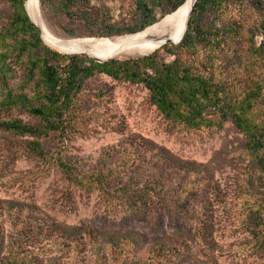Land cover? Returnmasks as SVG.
Segmentation results:
<instances>
[{"label": "trees", "instance_id": "trees-1", "mask_svg": "<svg viewBox=\"0 0 264 264\" xmlns=\"http://www.w3.org/2000/svg\"><path fill=\"white\" fill-rule=\"evenodd\" d=\"M2 1L12 6L13 14L6 28L0 30V73L6 74L7 59L12 56L23 70V79L19 90L6 85L0 87V105L23 108L38 122H24L12 116L0 120V127L33 136L36 154L44 161L53 159L71 184L85 191L105 192L103 181L107 176L78 171L60 151L49 158L42 140L52 132L61 137L68 133L76 99L95 73L144 85L151 103L172 126L222 129L228 122L233 123L245 136L251 165L264 180V0L256 1L261 22L246 34L239 22L224 20V7L229 0H197L180 43L164 44L146 55L114 57L105 62L52 48L31 19L26 0ZM76 1L66 0V5L69 7ZM186 1L136 0L134 11L140 17L136 24L122 30L110 28L102 35L142 31L158 22V8L165 5L164 16ZM41 3L45 6L46 0ZM211 11L219 18L207 23L205 19ZM259 34L261 40H257ZM161 50L173 58L166 59ZM226 50H231L243 66L246 77L241 85L224 77L226 68L222 62L218 63V58ZM145 153L146 164L137 166L122 184L125 198H118L117 202L131 212L144 214L152 224L160 222L165 214L181 218L185 226L151 240L138 231L124 232L91 224L62 225L57 235L66 238L70 245L90 247L97 262L102 264L113 257L118 264H221L215 216L216 205L225 199L195 198L212 184L210 165L179 158L153 141L146 142ZM137 161L138 157L131 164L128 161V167ZM243 202V211L237 212L246 234L241 246L264 264V198ZM7 261L6 264H43L38 254L22 250L19 257Z\"/></svg>", "mask_w": 264, "mask_h": 264}, {"label": "rangeland", "instance_id": "rangeland-1", "mask_svg": "<svg viewBox=\"0 0 264 264\" xmlns=\"http://www.w3.org/2000/svg\"><path fill=\"white\" fill-rule=\"evenodd\" d=\"M240 1L229 0L224 7V20L239 22L246 34L261 22V11L256 6L258 0H242V4ZM135 7L136 0H77L69 7L66 0H46L45 6L39 2L41 18L62 39L109 37L102 34L110 28L122 30L136 24L140 17ZM164 8L165 5L156 11L158 21L169 14L162 16ZM12 14V6L0 0V30L6 28ZM218 18L211 11L205 22ZM122 35L125 34L111 37ZM257 40H261V34ZM228 51L220 53L218 63L226 68L225 78L241 85L245 71L234 53ZM138 55L143 54L114 57ZM161 55L173 58L165 50H161ZM7 60L6 74L0 73L5 82L0 80V87L19 90L23 70L12 56ZM76 102L68 133L61 137L52 132L50 137L43 138L44 148L49 158L60 151L80 172L107 176L103 181L106 191H85L74 186L53 159L44 161L36 154L33 136L0 127V263L19 257L22 250L38 254L43 264H102L90 247L70 245L66 238L57 235L62 225L91 224L124 232L138 231L149 240L185 226L181 218L165 214L160 222L152 224L144 214L131 212L117 202L118 198H125L122 184L137 166L146 164V142L153 141L179 158L209 164L213 170L211 186L195 198L225 199L216 205L215 216L221 264H263L241 246L246 234L237 212L243 211L244 200L264 198V180L252 167L246 138L233 123L228 122L222 129L172 126L151 103L144 85L118 81L103 73H95L85 82ZM0 107V120L17 116L24 122H38L23 108ZM136 157L135 165L128 167ZM105 264L118 262L113 257L105 259Z\"/></svg>", "mask_w": 264, "mask_h": 264}, {"label": "bare ground", "instance_id": "bare-ground-1", "mask_svg": "<svg viewBox=\"0 0 264 264\" xmlns=\"http://www.w3.org/2000/svg\"><path fill=\"white\" fill-rule=\"evenodd\" d=\"M195 0H187L176 11L167 14L160 21L146 29L117 37H79L62 39L58 37L40 16L39 0H26L31 16L36 20L47 43L64 52L87 53L98 58L119 55L148 54L162 47L152 38L179 40L186 30L187 19Z\"/></svg>", "mask_w": 264, "mask_h": 264}, {"label": "water", "instance_id": "water-1", "mask_svg": "<svg viewBox=\"0 0 264 264\" xmlns=\"http://www.w3.org/2000/svg\"><path fill=\"white\" fill-rule=\"evenodd\" d=\"M196 1H197V0H195V2H196ZM39 2H40V0H39ZM195 2H194V4H195ZM194 4H193V6H192V8H191L190 15H189V17H188V19H187L186 30H187L188 22H189V19H190V17H191V14H192V11H193V8H194ZM26 8H27V11H28V13H29L31 19H32V20L34 21V23L38 26V28H39V30H40V32H41V36H42L43 40L47 43L45 37L43 36L42 29H41L39 23H38L36 20H34V19L32 18L31 13L29 12V9H28V7H27V3H26ZM186 30H185V33H186ZM185 33L183 34V36H182L179 40H173V39L168 38V37H165V38L155 37V38H152V39L155 40L156 42H159V44H162V43H163V44H171V43L178 44V43H180V42L182 41V39H183ZM47 44H48V43H47ZM55 49H56V48H55ZM57 50H58V49H57ZM59 51H61V50H59ZM61 52H63V53H67V54H73V53H76V52H72V53H70V52H64V51H61ZM82 53H84V52H82ZM86 54H87V53H86ZM148 54H149V53H148ZM88 55H89L90 57H92L93 59H95L96 61H98V62H105V61H107V60H109V59H111V58H114V56L107 57V58H98V57H96V56H92V55H90V54H88ZM143 55H146V54H143Z\"/></svg>", "mask_w": 264, "mask_h": 264}]
</instances>
